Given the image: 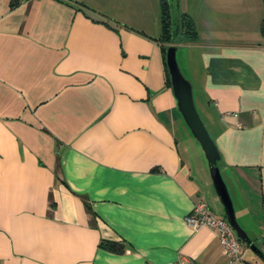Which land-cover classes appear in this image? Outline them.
<instances>
[{"label": "crops", "instance_id": "crops-1", "mask_svg": "<svg viewBox=\"0 0 264 264\" xmlns=\"http://www.w3.org/2000/svg\"><path fill=\"white\" fill-rule=\"evenodd\" d=\"M11 1L0 0V264H228L215 230L186 222L201 198L224 210L167 82L163 0ZM179 3L197 40L176 53L240 225L264 250L263 0Z\"/></svg>", "mask_w": 264, "mask_h": 264}, {"label": "water", "instance_id": "water-1", "mask_svg": "<svg viewBox=\"0 0 264 264\" xmlns=\"http://www.w3.org/2000/svg\"><path fill=\"white\" fill-rule=\"evenodd\" d=\"M166 2L170 17V39L174 41L180 32V3L179 0H166ZM176 52L177 45L170 43L164 54L176 108L205 156L213 189L223 206L224 216L235 231L236 236L250 250L252 259L260 260L264 264V250L255 243L236 218L232 199L220 171L218 148L199 115L194 101L192 84L183 75L176 59Z\"/></svg>", "mask_w": 264, "mask_h": 264}, {"label": "built area", "instance_id": "built-area-1", "mask_svg": "<svg viewBox=\"0 0 264 264\" xmlns=\"http://www.w3.org/2000/svg\"><path fill=\"white\" fill-rule=\"evenodd\" d=\"M186 222L192 229L201 226L213 228L223 246L228 264H244V243L236 236L226 217L212 213L202 198L193 204Z\"/></svg>", "mask_w": 264, "mask_h": 264}, {"label": "trees", "instance_id": "trees-1", "mask_svg": "<svg viewBox=\"0 0 264 264\" xmlns=\"http://www.w3.org/2000/svg\"><path fill=\"white\" fill-rule=\"evenodd\" d=\"M12 5L16 4L18 0H12ZM264 4V0H263ZM260 33L262 36H264V15L262 18V22L260 25ZM197 40V33L196 29L194 27L193 21L182 15L180 13V32L176 39L174 41H171L170 39V17H169V10H168V4L166 0L162 1V16H161V34L158 37V41L160 42L162 52L165 54L166 47L170 43H189V42H195ZM167 70V69H166ZM167 82L170 85L169 75L167 73ZM100 246L110 249L117 252H122L123 247L122 244L116 241L112 240H102L100 242Z\"/></svg>", "mask_w": 264, "mask_h": 264}, {"label": "rangeland", "instance_id": "rangeland-1", "mask_svg": "<svg viewBox=\"0 0 264 264\" xmlns=\"http://www.w3.org/2000/svg\"><path fill=\"white\" fill-rule=\"evenodd\" d=\"M263 13H264V5H263ZM264 15V14H263ZM150 23V22H149ZM176 59H177V62H178V64H179V67H180V69H181V71H182V73H183V75L188 79V77L186 76V74H185V72H184V70H183V68H182V65H181V61H180V53H176ZM196 108H197V110H198V107L196 106ZM199 111V110H198ZM195 143V146L197 147V152H198V154L196 155L198 158H200L202 161H203V163L205 164V167H204V170H205V172L206 173H208V176H209V170H208V165H207V161H206V159H205V156H204V154H203V152H202V150H201V148H200V146H199V144H197L196 143V141H194ZM215 192V191H214ZM235 207H234V211H235ZM235 215H237L236 213H235ZM236 218H237V220H238V222L239 223H241L240 222V220H239V218L236 216ZM243 225V224H242ZM248 253H250V250L248 249ZM257 263L258 264H262L261 263V261L260 260H257Z\"/></svg>", "mask_w": 264, "mask_h": 264}]
</instances>
